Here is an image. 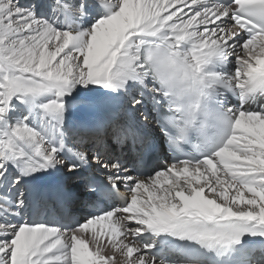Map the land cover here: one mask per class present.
Returning a JSON list of instances; mask_svg holds the SVG:
<instances>
[{"label": "snow or ice", "instance_id": "snow-or-ice-1", "mask_svg": "<svg viewBox=\"0 0 264 264\" xmlns=\"http://www.w3.org/2000/svg\"><path fill=\"white\" fill-rule=\"evenodd\" d=\"M260 97L264 0H0V264H264ZM196 98L227 130L189 147Z\"/></svg>", "mask_w": 264, "mask_h": 264}, {"label": "clouds", "instance_id": "clouds-1", "mask_svg": "<svg viewBox=\"0 0 264 264\" xmlns=\"http://www.w3.org/2000/svg\"><path fill=\"white\" fill-rule=\"evenodd\" d=\"M162 55H167L166 50H162ZM175 71L178 74L183 72V65L179 61L176 63ZM184 103L186 106L196 105L191 107V115L188 117L195 121L194 126L188 131L189 147L202 141H213L226 132L227 126L214 106L208 105L201 108L199 98L185 100Z\"/></svg>", "mask_w": 264, "mask_h": 264}, {"label": "bare ground", "instance_id": "bare-ground-1", "mask_svg": "<svg viewBox=\"0 0 264 264\" xmlns=\"http://www.w3.org/2000/svg\"><path fill=\"white\" fill-rule=\"evenodd\" d=\"M38 2L42 3V4H45V5H51L53 0H38ZM70 2H73V3H78V0H70ZM47 10V9H45ZM94 111V110H93ZM118 122V120H117ZM119 123V122H118ZM58 176V175H57ZM75 209H79L77 206L75 207Z\"/></svg>", "mask_w": 264, "mask_h": 264}]
</instances>
